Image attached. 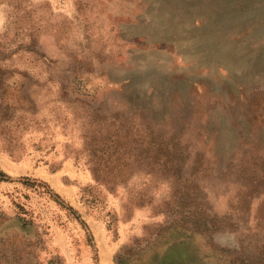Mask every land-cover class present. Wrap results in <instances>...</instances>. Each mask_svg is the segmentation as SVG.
<instances>
[{
  "label": "rangeland",
  "instance_id": "rangeland-1",
  "mask_svg": "<svg viewBox=\"0 0 264 264\" xmlns=\"http://www.w3.org/2000/svg\"><path fill=\"white\" fill-rule=\"evenodd\" d=\"M0 170V264H264V0H0Z\"/></svg>",
  "mask_w": 264,
  "mask_h": 264
},
{
  "label": "bare ground",
  "instance_id": "bare-ground-1",
  "mask_svg": "<svg viewBox=\"0 0 264 264\" xmlns=\"http://www.w3.org/2000/svg\"><path fill=\"white\" fill-rule=\"evenodd\" d=\"M184 234H185V233H184ZM185 235H186V234H185ZM179 236H180V235H179ZM188 238L191 239L189 236H188ZM183 240H184V239H183ZM187 240H188V239H187ZM185 241H186V240H185ZM186 242L188 243V241H186ZM158 244H159V243H158ZM162 246H163V245H162ZM156 247H157V245H156ZM159 247H160V250H161V246H160V245L158 246V249H159ZM195 248H196V246H195ZM196 250H197V248H196ZM150 251H151V250H150ZM150 251H147V252H150ZM193 251H194V250H193ZM161 252H162V251H161ZM194 252H195V251H194ZM197 252H198V251H197ZM197 252H196V253H197ZM196 253H195V254H196ZM145 254H146V253H145ZM146 255H147V254H146ZM140 260L142 261V259H140ZM140 260H139V261H140ZM144 261H145V260H144ZM134 262H135V261H133V263H134ZM198 262L200 263V261H198ZM133 263H131V264H133ZM135 263H137V261H136ZM140 263H141V262H140ZM142 263H143V262H142ZM190 263H191V262H190ZM192 263H193V262H192ZM194 263L196 264L197 262H194ZM137 264H138V263H137ZM188 264H189V263H188ZM200 264H201V263H200Z\"/></svg>",
  "mask_w": 264,
  "mask_h": 264
},
{
  "label": "trees",
  "instance_id": "trees-1",
  "mask_svg": "<svg viewBox=\"0 0 264 264\" xmlns=\"http://www.w3.org/2000/svg\"><path fill=\"white\" fill-rule=\"evenodd\" d=\"M4 107L7 108L8 106H4ZM9 107L14 108L13 105L9 106ZM0 175L3 176V177H7L6 174L2 170H0Z\"/></svg>",
  "mask_w": 264,
  "mask_h": 264
}]
</instances>
